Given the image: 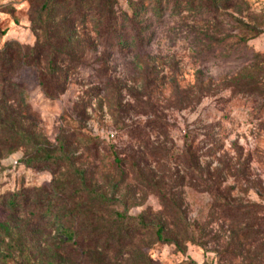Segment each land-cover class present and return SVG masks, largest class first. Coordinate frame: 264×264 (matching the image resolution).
<instances>
[{"label":"rangeland","instance_id":"374dc122","mask_svg":"<svg viewBox=\"0 0 264 264\" xmlns=\"http://www.w3.org/2000/svg\"><path fill=\"white\" fill-rule=\"evenodd\" d=\"M0 264H264V0H0Z\"/></svg>","mask_w":264,"mask_h":264},{"label":"trees","instance_id":"16d2710c","mask_svg":"<svg viewBox=\"0 0 264 264\" xmlns=\"http://www.w3.org/2000/svg\"><path fill=\"white\" fill-rule=\"evenodd\" d=\"M132 4V2H130ZM159 6L161 5V3L159 2L158 4ZM96 13V20H98L101 24H100V30L102 32H104L105 34L108 32L111 33H115L116 31V25L113 23V13L111 11V9H109V7L105 10V11H100V10H95L94 11ZM132 41H136V43H138V41H140V38L136 39L135 37L131 39ZM121 43H124L121 41ZM44 89L47 93L53 94L55 91L52 90H48L49 88H45ZM57 89L59 92H62L64 90V86H61L59 88V86H57ZM159 233V232H158Z\"/></svg>","mask_w":264,"mask_h":264}]
</instances>
